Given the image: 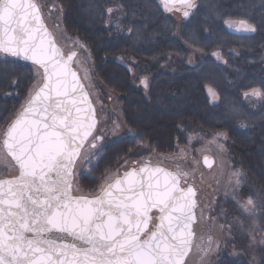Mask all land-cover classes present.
Here are the masks:
<instances>
[{
	"label": "snow or ice",
	"instance_id": "obj_1",
	"mask_svg": "<svg viewBox=\"0 0 264 264\" xmlns=\"http://www.w3.org/2000/svg\"><path fill=\"white\" fill-rule=\"evenodd\" d=\"M0 53L31 61L38 76L42 70L3 140L19 175L0 179V264H185L196 192L181 187L178 174L145 163L114 182L106 177L100 195L72 194L84 142L91 136L95 148L102 137L93 135L94 112L70 66L75 53L63 57L34 0H0ZM234 176L239 185L241 173ZM247 205L254 208L251 198L244 210L254 215Z\"/></svg>",
	"mask_w": 264,
	"mask_h": 264
},
{
	"label": "flooded vegetation",
	"instance_id": "obj_2",
	"mask_svg": "<svg viewBox=\"0 0 264 264\" xmlns=\"http://www.w3.org/2000/svg\"><path fill=\"white\" fill-rule=\"evenodd\" d=\"M71 1L74 4V0ZM202 1L193 0L188 4L177 6L165 4L162 0H153L154 10L158 11L160 16H156L152 24L155 34L151 42L152 52L150 55H145L142 60L125 52L114 57H106V60L113 61L120 71L103 72L101 75L104 78L95 72L91 84L97 93L94 97L81 80L95 108L97 125L93 135H98L96 132L98 133L100 130L99 136L102 137L99 142L95 141L96 147L91 148L92 137L90 136L82 151L87 146L90 151H93L91 157L88 156L91 161L96 156L98 144L102 143L101 148L103 149L114 144H121L120 149L128 147L121 158V160L127 159V162L126 167L125 165L121 167L115 178L129 169L139 168L147 163L175 172L194 188L196 192V221L193 225L194 237L187 260L194 248L198 250L201 247L200 252H203L205 246L208 245L209 238L222 240L213 224L222 225L228 215L234 219L238 218L235 210L238 207L234 202L225 203L226 200L218 199L216 196L213 200L209 199L208 194H211L215 187L212 182L207 181L205 175L210 173L215 166L214 155L203 153L200 156L199 162L203 172L195 171L189 165L188 128H199L208 133L224 135L226 146L230 149V158L234 160H232V171L241 173V182L235 187L239 192L240 198L238 196V199L241 203L243 202V209L249 198L254 201V208L253 205H247L253 209L254 215L249 213L247 217L250 229L246 228L244 222L246 232L243 235L247 240L246 246H250L251 254L261 255L259 264H262L264 261V88L245 87L251 85L254 74L241 71L240 69L243 68L241 62L254 57L239 55L235 49L237 45H234L240 44L241 42L238 40L241 38L247 39L248 41H245L244 44L250 47L257 46L259 43L264 45V42L250 40L249 38L257 36L256 30L254 32L249 30L246 24H241V21H231L226 27L227 33L233 37L229 43L231 47L225 52L214 51L209 58V62L216 67V70L222 67L227 69L223 76L227 79L228 88H213L209 85H203L199 89L194 88L191 92L203 95L206 105L189 106L187 96L190 93V79L202 83L205 74L209 71L214 82L217 83L216 80L222 76V74L210 72V68L203 66L205 62L203 57L194 61L196 58L190 55L187 45L183 41L172 39L173 28L180 30L184 23L193 19L192 17L198 11ZM34 2L38 5L42 20L54 36L55 41L54 32L62 37L61 42H66L62 35L66 31L65 3H62L61 0H34ZM50 2L52 4H49ZM189 4L193 6L190 7ZM185 13L188 14L185 15ZM177 16L179 18H176ZM157 33L160 35L158 36ZM162 35L166 39H162ZM178 35L176 33V37ZM67 41L69 46L73 44L70 42V36ZM173 42L179 46V52L174 48L176 45H173ZM72 52L75 53V59L78 52L73 50L69 53ZM190 71L194 73L190 74ZM217 84H220V81ZM262 84L264 85V80H262ZM253 90L260 91L262 95L253 94ZM142 109L149 112H153L155 109V116L165 117L169 120L171 129L166 137L169 144L163 152L157 150L161 148L158 144L149 146L147 143L140 142V131L145 130L143 121H141ZM155 116H151V118H155ZM11 122H6L3 128L7 129ZM205 125L213 126L214 130L204 129ZM152 141L158 143L161 139L152 137ZM139 146H143V149H138ZM177 146L185 148L183 157H173ZM141 150L144 151L142 154H140ZM205 155L212 156L214 160L210 169H206L202 165V157ZM5 177L7 178L8 175L3 178ZM150 215L155 218L158 214L152 212ZM210 216H214V218L212 217L210 220ZM155 223L157 221L153 219L152 225ZM224 246L220 247L218 254H230V248Z\"/></svg>",
	"mask_w": 264,
	"mask_h": 264
},
{
	"label": "trees",
	"instance_id": "obj_3",
	"mask_svg": "<svg viewBox=\"0 0 264 264\" xmlns=\"http://www.w3.org/2000/svg\"><path fill=\"white\" fill-rule=\"evenodd\" d=\"M61 2L65 3L66 9L64 15L66 31L62 33L63 37L75 36L86 44L95 65V72L101 78H104L101 75L103 72L120 71L118 66L113 61L106 60V57H114L125 52L142 60L145 55L149 56L152 52L151 42L155 34L152 24L154 18L160 16L158 11L154 10L155 3L153 0H74V4L71 0H61ZM110 9L111 11H109ZM192 18L189 22L184 23L180 30L173 28L171 34L172 39H179L187 45L190 55L196 58L194 61L203 57L205 59L203 66L210 68V72L222 74L220 79L216 80L217 83L220 81V84L214 82L209 71L208 74H205L202 83L190 79V93L187 96L188 105H206L203 95L191 92L192 89L202 88L203 85L221 89L228 88L227 79L223 76L227 69L222 67L216 70V67L209 62L210 54L214 51L225 52L231 47L229 43L233 37L226 30L231 21H244L246 25L253 26L257 36L249 39L264 42V0H203ZM176 33L179 34L178 37H176ZM157 35L160 34L157 33ZM66 38V42L58 40L61 44H59L60 48L63 51L66 47L73 50V44L69 46ZM162 39H166L164 35H162ZM245 41L248 40L241 38L238 40L241 43L234 45H237L235 49L239 55L254 57L241 62L243 67L240 69L241 71L253 72L254 74L251 85L245 87L263 89L264 45L259 43L257 46L250 47L244 44ZM59 42L56 40V43ZM173 45H176L174 48L178 51L179 46L174 42ZM0 55L3 56L0 58L1 132L4 130L3 125L6 122H11L25 104L27 93L35 80L36 67L1 53ZM189 73L194 72L190 71ZM151 116H155V109L153 112L146 111V109L141 110V121H143L145 130L140 131V142L147 143L149 146L158 144L161 148L157 150L163 152L169 144L166 137L169 135L171 125L165 117L155 116V118H151ZM134 127L138 129L135 125ZM203 128L214 130L213 126L205 125ZM152 137H159L161 141L154 143ZM120 146L121 144H114L103 149L98 144L96 156L91 161L88 157L91 155L84 157L83 162L90 165L87 174L77 173L74 175L73 189L94 190L98 180L115 169L122 158V154L127 151L128 147L120 149ZM15 170L17 169L15 168ZM213 264L246 263L236 261L228 255H220Z\"/></svg>",
	"mask_w": 264,
	"mask_h": 264
},
{
	"label": "rangeland",
	"instance_id": "obj_4",
	"mask_svg": "<svg viewBox=\"0 0 264 264\" xmlns=\"http://www.w3.org/2000/svg\"><path fill=\"white\" fill-rule=\"evenodd\" d=\"M49 4H52V2H50ZM176 18H179V16H177ZM54 35L57 42H59L58 40L62 41L61 40L62 37L60 35L56 34L55 32ZM70 42H73L74 44L73 50H76L78 52V55L73 61V67L78 72L81 80H83L86 87L89 89L90 93L94 97L97 95V93L95 92V89L92 87L91 84H92L93 74H95V65L92 60L90 51L86 46V44H84L79 38L75 36H71ZM57 44L59 45L60 42ZM73 50H70V48L68 49L66 47L64 53H69ZM0 58H3V56L0 55ZM38 81L40 82L42 81V74L38 76L37 70H35V80L27 93L24 103L28 100L30 93H33L34 86L37 84ZM5 129L6 128H4V131L0 132V177L7 175L8 177H10L17 174V170H15L14 165L11 163L9 158L2 150L1 141ZM99 131L98 133L96 132V134L100 135ZM188 133H189L188 145L190 148V152H189L190 168L198 172L199 171L203 172V169H201L199 162L200 156L203 153H208V154L212 153L214 155L216 159L215 166L210 173H206L205 175L207 181L212 182L215 187V190L211 194H208L209 199L213 200V198L216 196L218 197V199L226 200L225 203H228V201L234 202L236 207H238L235 209L236 216L238 218L234 219L233 217H230L228 215L226 216L228 218L223 220L222 225L217 226L216 224L215 225L213 224V227L215 228L216 232L218 231L217 233L219 235V238L222 239V240L215 238L211 239L214 242L212 246L216 250L205 255L204 252H200L201 247L198 250L194 248L191 255L186 260L185 264H213L216 261L217 257L220 256V254H218L217 252L219 251L220 247L224 246V244H225L224 247L230 248L229 250L230 254L227 255L234 258L236 261L246 264H259L261 260V255L259 254L257 256V254L256 255L251 254L249 248L250 246L249 247L246 246L247 240L243 235L246 232V228L250 229V222L247 221L249 212H246L243 209V202L241 203L240 199H238L239 192L235 188L237 184H236V178L234 176V173L236 172L232 171V164L234 160L230 158V153H229L230 149L229 147L226 146V142H225L226 140L223 138L225 136L215 133H208L205 132L203 129L192 128V127L188 128ZM100 145H102V143H100ZM141 148L143 149V146H139L138 149ZM89 152L90 150L88 146L85 147V149L82 151L81 158L80 160H78L76 164L74 175L77 173L87 174L90 165H86V163L83 161L85 160L84 157H86L87 155H92L93 151L90 153ZM143 152L144 151L141 150L140 154H142ZM184 155H185V148L177 146L175 155L173 157L180 158L183 157ZM126 160L125 159L121 160L115 169H113L112 171L101 177L98 180L97 186L96 188H94V190L86 189L81 191L79 189L74 188L72 190V193L74 195L86 196V197H90L98 194L101 191L102 186L106 185L105 183L106 177L109 178L110 181L113 178H115L119 174L120 168L126 164L127 162ZM212 217L214 218V216H210L209 219L211 220ZM244 222L246 223V228H244ZM237 225L238 227H236Z\"/></svg>",
	"mask_w": 264,
	"mask_h": 264
},
{
	"label": "water",
	"instance_id": "obj_5",
	"mask_svg": "<svg viewBox=\"0 0 264 264\" xmlns=\"http://www.w3.org/2000/svg\"><path fill=\"white\" fill-rule=\"evenodd\" d=\"M162 1H163L165 4H168V5H177V6H179V5H185V4H188V3L192 2L193 0H188L187 3L183 2V0H162ZM40 17H41V23H42L43 26L47 29V31H48V33H49V35H50V38H53V39H54V36H53L52 33L48 30V28L46 27L45 23L43 22V20H42V16H41V13H40ZM54 40H55V39H54ZM55 42H56V41H55ZM56 44H57V43H56ZM57 46H58V49L60 50V52L62 53V55H63V57H64L65 59H66L69 55H71V54L73 53V52H72V53H68V54L64 55L63 50L60 48V46H59L58 44H57ZM1 54L5 55V56H9V57H11V58H13V59H15V60H17V61H20V62H24V63H26V64H31V65H33L31 61H29V60H25V59H23L22 57H14V56H11V55H7V54H5V53H1ZM74 57H75V56H74ZM74 57H73V59H74ZM33 66H34V65H33ZM70 66H71L72 70L75 71V72L77 73L78 82H79L80 85H82V92L88 96V103H89L91 109H92L93 112H94V118H95V120H96V125H97V119H96L95 108H94V106H93V104H92V102H91V99H90V97H89L88 91L86 90L84 84L82 83V81H81V79H80V76H79L78 72H77V71L74 69V67H73V60H72ZM35 67H36V66H35ZM40 72H41V74H42V70H40ZM41 83H42V81H41ZM26 102H27V101H26ZM26 102H25L24 106L26 105ZM24 106H23V107L21 108V110L16 114V116L14 117V119L12 120V122L10 123V125L7 127V129L12 125V123H14L18 118H20V115H21V113L23 112V108H24ZM7 129H6V131H7ZM94 130H95V129H94ZM94 130H93V132H94ZM6 131H5V133H6ZM5 133H4V136H3V139H2V148H3V140L5 139ZM89 138H90V137H89ZM89 138H88V139H89ZM100 140H101V139H100ZM100 140H97V141L99 142ZM86 142H87V141L84 142V145L86 144ZM83 147H84V146H83ZM82 149H83V148H82ZM82 149H81V151H82ZM3 150H4V149H3ZM4 152H5V154L7 155L6 150H4ZM7 157L11 160V162L13 163V165L15 166V168L17 169V174H16L15 176L19 175V169H18V167H17V165H16V162H15L14 160H12V158H11L10 156L7 155ZM205 158H207V163L205 162ZM213 163H214V160H213L212 156H210V155H205V156L202 157V165H203L204 168H206V169H210V168L213 166ZM75 164H76V163H75ZM75 164L72 166V176L70 177V181H71V192H72V182H73V177H74V167H75ZM149 166H151V165H149ZM151 167H157V166H151ZM160 168H163V169H165L166 171H168V172H170V173H175V172H172V171H170V170H168V169H166V168H164V167H160ZM137 169H138V168H137ZM130 170H132V169H129L128 171H130ZM128 171H126V172H128ZM126 172H123V173H122L120 176H118L117 178H122ZM175 174H176V173H175ZM13 177H14V176H12V177H7V178H3V179H11V178H13ZM117 178H115V179H117ZM115 179H114V180H115ZM179 179H180V186H181V187L186 188V187L190 186L187 182H185L184 180H182L180 177H179ZM114 180H112L111 182H114ZM105 186H106V185H105ZM100 194H101V191H100L97 195H100ZM97 195H96V196H97ZM93 197H94V196H93ZM89 198H92V197H89ZM194 200H195V202H196L195 197H194ZM192 211H193L194 214H195V207L193 208ZM152 212H156V213L159 215V213H158L156 210H153ZM150 214H151V213H150ZM195 221H196V217H195ZM157 222H158V221H157ZM194 223H195V222H194ZM194 223L191 225L192 232H193V225H194ZM193 237H194V234H193V236H192V241H193ZM68 239L71 240L70 237H69ZM189 253H190V252H189ZM187 256H188V255H187ZM187 256L184 258V260H186Z\"/></svg>",
	"mask_w": 264,
	"mask_h": 264
}]
</instances>
